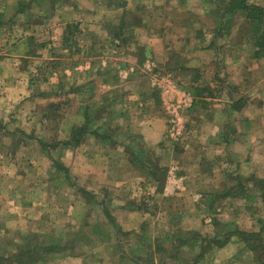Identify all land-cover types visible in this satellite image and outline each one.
Returning a JSON list of instances; mask_svg holds the SVG:
<instances>
[{"label":"crops","instance_id":"obj_1","mask_svg":"<svg viewBox=\"0 0 264 264\" xmlns=\"http://www.w3.org/2000/svg\"><path fill=\"white\" fill-rule=\"evenodd\" d=\"M262 37L264 0H0V264L264 263Z\"/></svg>","mask_w":264,"mask_h":264},{"label":"rangeland","instance_id":"obj_2","mask_svg":"<svg viewBox=\"0 0 264 264\" xmlns=\"http://www.w3.org/2000/svg\"><path fill=\"white\" fill-rule=\"evenodd\" d=\"M164 72V71H163ZM166 75V77H164L165 79H167V80H170V82H172L170 85H168V84H163V85H161V86H158L157 87V89H156V91L159 93V95H160V98H161V103H162V105H163V109L165 110V112L168 114V112H167V104H169V102H170V99L175 95L174 93H173V90H175V89H180V85L179 86H177L176 85V83L174 82V80L171 78V76L170 77H168V75H171V73L170 72H164V76ZM174 85H176L175 87H173ZM182 85V84H181ZM187 87V86H186ZM185 87V88H186ZM192 108V106L189 108V109H191ZM184 110H188V109H182V110H180L179 112H180V118L183 120V122H184V120L186 119V115L185 114H183L182 113V111H184ZM166 119H167V121L169 122L170 121V117H169V114L167 115V117H166ZM183 124H186L185 122L183 123ZM169 126H170V122H169ZM187 126V125H186ZM185 127V126H184ZM185 131H186V129L183 131V133H185ZM182 133V135H180L181 136V139L184 137V134ZM171 176V174H168V176L167 177H170ZM91 207V206H90ZM252 233H255V232H252ZM257 233V235H258V238L259 237H261V239H264V231H262L261 232V234L259 233V232H256ZM53 234H54V237H59L60 236V234H59V232L57 231V230H54V232H53ZM75 235H73V233L71 232V237L69 238V240L71 241L72 239H73V237H74ZM206 236V235H205ZM12 237H13V233H12ZM11 237V238H12ZM40 238H36L37 240H35V239H33V240H31V241H29V243L28 244H23L22 245V247L24 246V245H27V246H29L30 245V248H28L27 249V252H28V254H31V255H34V256H36V257H41V256H46V255H48L49 253V251H53V250H57V249H63V246L61 245V244H59V246H52V247H48V248H46L45 246H43V245H48V244H52V242H54L53 240H51V241H48L46 238H43L42 236H39ZM75 238V237H74ZM205 238H207V237H205ZM54 240H59V238L58 239H54ZM76 240V238L75 239H73L72 241H75ZM8 241L9 242H7L6 244L4 243V246H5V249H3V250H1L0 251V254L1 253H3V254H5L6 253V251H4V250H7V249H10L11 251L14 249V251H15V247L13 246V245H9L10 243H12L13 244V242H12V239H8ZM255 241H256V239H255V236L254 235H252V234H249V242H251V244L252 243H255ZM221 242V241H220ZM20 246V245H19ZM27 246H25V247H23V248H26ZM61 246V247H60ZM23 248H21L22 250H23ZM53 248H56V249H53ZM65 249H66V247H65ZM207 250V248L205 249V251ZM13 251V252H14ZM48 253V254H47ZM187 254L188 253V251L186 250L185 252H184V254ZM256 253L257 254H259V255H261L262 253H261V250L259 249V251H256ZM261 260H262V262H264V257H261ZM262 264H264V263H262Z\"/></svg>","mask_w":264,"mask_h":264},{"label":"built area","instance_id":"obj_3","mask_svg":"<svg viewBox=\"0 0 264 264\" xmlns=\"http://www.w3.org/2000/svg\"><path fill=\"white\" fill-rule=\"evenodd\" d=\"M163 81L165 82L164 84H168V85L171 84V82L167 79H163ZM173 87H175V85ZM173 93L175 95L170 99L169 104H167V111L169 117L171 118L169 121L170 122L169 127L171 128V130H173V132L179 133V130L176 131V129H178L179 127L182 128L183 126V121L180 118L179 111L182 109H189L192 106L193 102L190 97V94L187 91H182L177 88L173 90ZM181 133L182 132L180 131L179 135Z\"/></svg>","mask_w":264,"mask_h":264},{"label":"trees","instance_id":"obj_4","mask_svg":"<svg viewBox=\"0 0 264 264\" xmlns=\"http://www.w3.org/2000/svg\"><path fill=\"white\" fill-rule=\"evenodd\" d=\"M261 39H262V43H264V37H262ZM261 224L264 227V224L263 223H261ZM261 232L262 231H260L259 233L261 234ZM249 234L254 235L255 236V239H256L255 244H254V247H253V251H259V249H260L261 250V253H262L260 255V257H264V239H261V237L258 238L257 233H244L243 234V238L245 240H247V241L249 240ZM53 249H56V248H53ZM32 258H35L36 259L37 257H35L34 255H32Z\"/></svg>","mask_w":264,"mask_h":264}]
</instances>
